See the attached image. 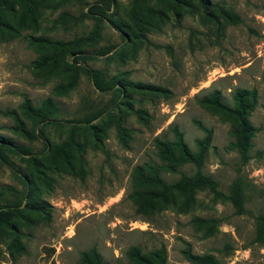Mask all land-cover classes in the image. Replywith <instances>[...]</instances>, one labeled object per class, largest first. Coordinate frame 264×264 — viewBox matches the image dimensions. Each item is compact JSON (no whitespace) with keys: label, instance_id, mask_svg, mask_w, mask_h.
<instances>
[{"label":"rangeland","instance_id":"rangeland-1","mask_svg":"<svg viewBox=\"0 0 264 264\" xmlns=\"http://www.w3.org/2000/svg\"><path fill=\"white\" fill-rule=\"evenodd\" d=\"M99 4L7 0L0 11V112L15 113H0V140L30 152L7 151L12 168L0 164V205L22 200L0 223V264H80L92 247L105 264H131L130 246H163L166 264H194L186 248L221 264H264V247L254 241L255 216L264 214V0H113L107 12ZM39 38L72 44L57 60L43 59ZM82 66L122 92L102 91ZM238 89L257 92L243 165L229 122L199 102L217 91L232 106ZM46 98L58 107L52 118L60 125L28 116L24 106ZM194 121L212 132L203 172L224 195L241 185L243 213L206 189L189 199L136 192V169L160 165L155 142L173 140V127L196 149L204 133ZM70 134L75 144L65 156L54 154L51 146ZM193 171L190 164L157 169L166 183Z\"/></svg>","mask_w":264,"mask_h":264},{"label":"trees","instance_id":"trees-1","mask_svg":"<svg viewBox=\"0 0 264 264\" xmlns=\"http://www.w3.org/2000/svg\"><path fill=\"white\" fill-rule=\"evenodd\" d=\"M113 0H98L100 3L97 7L101 12H107L106 3ZM204 1V0H201ZM7 4V0H0V11L4 9ZM89 13L95 15L92 10L89 9ZM229 21H237V16L234 14H227ZM1 19V17H0ZM113 23V22H111ZM47 49L44 57L53 56L54 60H57L64 48L72 43L51 41L47 38H39ZM82 71L87 77L102 91L115 88L121 91V88L115 87L114 81H105L102 74L93 70L87 66L81 67ZM108 82V84H106ZM264 82V76H263ZM257 98V92L255 89H238L233 93L232 106L226 105L220 99V94L217 91L201 98L199 102L203 105L212 107L223 120L229 122V133L233 139L231 145L239 155L240 164L243 165L249 160V150L251 148V137L254 133V128L248 120L250 111L254 108ZM28 116L35 122L39 123H52L54 125H60L63 120L52 118L57 113L58 107L54 101L50 98H46L39 106L25 105L24 106ZM2 114H9L14 116L12 111L0 112ZM101 112L97 113L95 117H99ZM198 128L204 133V136L196 142V149L191 150L183 140L182 133L176 128H172L174 135L173 140H156L155 145L157 148V156L161 160L159 168L176 171L177 167L184 164H190L194 171L192 174H181L179 179L172 183H166L158 175L155 167H148L147 173L143 172L140 168H137V178H135L137 185L138 195H147L150 198L164 200L170 196H184L185 198H192L198 190H209L216 199L229 200L233 205L236 213H243L245 210L241 201V185L235 183L231 187V191L228 195L222 194L217 189V182L210 176L203 172L204 158L206 151L211 141V130L204 127L198 121H194ZM117 132L120 139L125 143L126 130L117 123ZM39 135L41 131L39 129ZM42 136V135H41ZM75 144L73 135H69L67 140L52 145V152L61 156H65L67 150ZM13 154L29 155L30 152L16 144H12L6 140H0V164L7 165L12 168V164L5 154V152ZM23 184L28 187L29 180L24 177ZM22 200L16 199L15 202L5 205H0V223L7 224L14 214L20 210ZM33 207V204L32 206ZM4 208V209H2ZM199 225L201 223L208 226L207 220H196ZM254 241L260 246L264 247V214H258L254 220ZM184 257L194 264H221L211 254H193L189 248L183 250ZM128 261L131 264H166V253L163 246L155 248L153 250L142 252L138 246H130L125 252ZM80 264H105L96 248L92 247L84 250L80 253Z\"/></svg>","mask_w":264,"mask_h":264}]
</instances>
